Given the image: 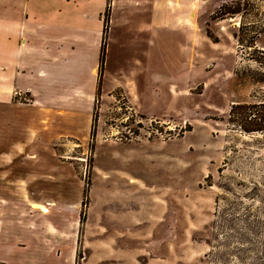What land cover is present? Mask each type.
Here are the masks:
<instances>
[{
	"label": "rangeland",
	"instance_id": "obj_1",
	"mask_svg": "<svg viewBox=\"0 0 264 264\" xmlns=\"http://www.w3.org/2000/svg\"><path fill=\"white\" fill-rule=\"evenodd\" d=\"M112 1L0 0L1 17L75 38L56 51L86 75L81 33L100 13L109 29L92 115L37 135L24 93L0 104V264H264V0L192 4L194 32L157 13L152 47L146 3ZM136 61L139 98L115 91Z\"/></svg>",
	"mask_w": 264,
	"mask_h": 264
},
{
	"label": "crops",
	"instance_id": "obj_2",
	"mask_svg": "<svg viewBox=\"0 0 264 264\" xmlns=\"http://www.w3.org/2000/svg\"><path fill=\"white\" fill-rule=\"evenodd\" d=\"M171 1L174 3L173 6H169L167 0H143V3H146L144 5L147 6V14L150 17L141 33L143 37L147 38L151 47L154 44L157 13L158 15L165 13L169 21H173V26L183 27V29L192 32V24L187 21L189 12L193 9L192 4L196 5L197 10L204 2V0ZM112 3L121 7H133V4L136 5L138 1L113 0ZM225 3L228 2H223L221 6ZM104 6L105 3L99 7L98 11H102ZM6 11L8 13L7 17L0 16V72L4 75L3 80L0 82V104L10 103V97L16 91L24 93L29 99V104L34 107L36 117H38L36 119L38 129H33L37 135H49L50 125L55 120L58 122V119L68 125L72 113H75V109L78 107H83L92 115L98 87H101L102 84L97 79L98 58L100 57L98 47L102 44L104 33L107 30L106 34H108L109 30L106 28L105 22L101 21L102 14H99L93 30H90V26H87L81 33L82 40L87 48V56L82 54V58L83 60H92L93 63L86 75L81 70H76L75 53L71 51L58 53L56 51L58 45L61 44L66 49H73L75 38L71 40L54 32L55 22L52 21L33 19L32 22L25 20L15 23L9 18L10 10L6 8ZM32 12H37L35 6H32ZM125 23H123V26H126ZM149 23L150 25H148ZM15 24L18 27L11 31ZM21 36L25 37L24 42L23 39H19ZM21 43H24L23 47H21ZM28 61H30L29 64L24 67L25 62ZM12 67L15 68L13 72L10 70ZM146 72L145 65L140 61H136V65L133 66L126 77L122 78L120 83L118 82L117 87L119 88L115 91L123 92L127 97H129V94L138 96L134 79ZM129 80L131 82H128ZM11 90H14L13 93H11ZM110 90L104 84V90L100 93V97L109 94ZM134 102L132 108L138 109L141 105L139 99L136 98ZM142 108L144 109L143 106ZM0 219L4 220L1 217ZM11 238V235H2L0 245H9Z\"/></svg>",
	"mask_w": 264,
	"mask_h": 264
},
{
	"label": "trees",
	"instance_id": "obj_3",
	"mask_svg": "<svg viewBox=\"0 0 264 264\" xmlns=\"http://www.w3.org/2000/svg\"><path fill=\"white\" fill-rule=\"evenodd\" d=\"M241 110V109H245L244 107H241V106H238V105H234L232 108H231V110H230V115H231V117H233V114L234 113H236L235 111L236 110ZM250 114V113H249ZM247 115L248 117L250 116V115ZM259 130H261V129H258V127L256 128V129H252V130H249V131H259ZM76 264H79L78 262L76 263Z\"/></svg>",
	"mask_w": 264,
	"mask_h": 264
},
{
	"label": "bare ground",
	"instance_id": "obj_4",
	"mask_svg": "<svg viewBox=\"0 0 264 264\" xmlns=\"http://www.w3.org/2000/svg\"><path fill=\"white\" fill-rule=\"evenodd\" d=\"M43 212H47V210L46 209H43Z\"/></svg>",
	"mask_w": 264,
	"mask_h": 264
}]
</instances>
